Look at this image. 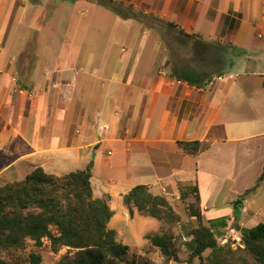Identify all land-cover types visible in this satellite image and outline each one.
Masks as SVG:
<instances>
[{"label":"crops","instance_id":"crops-1","mask_svg":"<svg viewBox=\"0 0 264 264\" xmlns=\"http://www.w3.org/2000/svg\"><path fill=\"white\" fill-rule=\"evenodd\" d=\"M126 2L147 6L189 41L219 46L221 75L201 87L175 79L172 70L189 66L173 60L168 74L157 38L149 48L119 52L109 74V47L98 55L99 46H81L75 64L64 59L46 91H29L21 112L5 116L9 105L0 98V176L36 167L62 175L90 164L93 197L109 196L107 227L117 236L133 220L122 195L138 184L162 196L175 195L178 182L195 184L202 223L217 234L264 222V179L240 197L264 166V104L256 97L264 89V0ZM192 140L203 145L197 154L177 145ZM116 152L127 166L105 162Z\"/></svg>","mask_w":264,"mask_h":264},{"label":"rangeland","instance_id":"rangeland-1","mask_svg":"<svg viewBox=\"0 0 264 264\" xmlns=\"http://www.w3.org/2000/svg\"><path fill=\"white\" fill-rule=\"evenodd\" d=\"M0 0V98H6L4 115L16 112L17 108L27 106L28 94L34 86L45 91L57 79L59 68L68 59L75 64L79 48L98 47L101 55L104 46H108L107 74L113 69L119 52L129 50L132 45L154 46L156 38L163 45L170 64L168 74L173 69V60L178 65H187L198 72H208L216 76L221 68L219 46L198 40H190L177 33L176 27L160 21L147 6H131L141 15L143 22L135 19H122L112 10L110 0ZM129 5L128 0H114ZM156 6L152 5L154 9ZM124 20V21H123ZM157 36V37H156ZM115 40V43H113ZM114 44V45H113ZM146 59L154 54L146 53ZM210 55V58H208ZM65 59V60H64ZM211 77V78H212ZM25 92H21V91ZM257 98L264 104V89L260 88ZM232 104H236L238 95H229ZM261 96V97H260ZM15 99L14 107H11ZM106 149V147H104ZM6 158L0 156V165ZM105 162L115 166H127V159L121 153H114ZM23 172L16 175L10 169L0 176V185L22 179ZM23 176V177H22ZM178 182L176 193L166 194L177 220L159 221L139 215L133 208V220L122 229L116 240L128 246L127 258L137 264H210L211 250L202 252V260L191 256L192 232L198 222L190 216L191 207H197L196 196L190 188ZM169 193L172 190H167ZM163 192V191H162ZM184 192V193H183ZM182 193V195H181ZM136 215H139L136 217ZM127 228V229H126ZM53 234L55 229L51 228ZM130 231V232H129ZM225 232L227 230H224ZM216 235L217 245L222 246ZM165 234L171 238V249L176 258H169L152 245L147 236ZM234 236L241 237L237 232ZM232 250L239 247L240 241L230 240ZM225 245V244H224ZM236 254L240 252L236 250ZM74 250L61 247L51 251L50 242L43 239L40 247L26 239L21 247L0 253V264H57L64 255H72ZM33 256L37 257L33 263Z\"/></svg>","mask_w":264,"mask_h":264},{"label":"trees","instance_id":"trees-1","mask_svg":"<svg viewBox=\"0 0 264 264\" xmlns=\"http://www.w3.org/2000/svg\"><path fill=\"white\" fill-rule=\"evenodd\" d=\"M110 3L120 18L143 22L141 15L145 16V13H139L131 5L123 7L122 3L114 0ZM166 23L176 27L171 22ZM215 74L221 75L219 71ZM170 75L195 87H201L212 77L208 72L186 67L172 70ZM177 145L190 154H197L203 147L199 140L178 141ZM90 178V164L62 175L46 173L41 167H36L22 179L0 185V253L21 247L26 239L36 247L47 239L53 252L61 247L74 250L72 255H64L57 264H137L127 258L128 246L117 242L116 231L107 227L113 215L109 196L93 197ZM263 179L264 166L255 183L240 197L254 192ZM185 185L193 190L197 202V207L192 206L190 211V216L198 222L192 232L191 256L202 260V252L210 249V264H264V222L241 230L240 244L236 249L240 254L237 255L230 245H217L213 230L202 223L197 186ZM122 203L130 217L134 208L141 216L171 223L177 220L167 197L152 194L147 185L133 186L122 195ZM51 228L55 229V234ZM147 238L163 255L176 258L170 237L161 234ZM32 258L36 263L37 257L32 255Z\"/></svg>","mask_w":264,"mask_h":264},{"label":"built area","instance_id":"built-area-1","mask_svg":"<svg viewBox=\"0 0 264 264\" xmlns=\"http://www.w3.org/2000/svg\"><path fill=\"white\" fill-rule=\"evenodd\" d=\"M236 233L237 231L234 228H229L226 232L221 234L217 239L221 245L228 243L230 240L232 241L236 240L237 242H239L241 240V237L234 236V234Z\"/></svg>","mask_w":264,"mask_h":264}]
</instances>
